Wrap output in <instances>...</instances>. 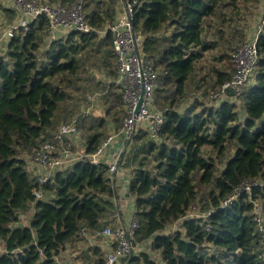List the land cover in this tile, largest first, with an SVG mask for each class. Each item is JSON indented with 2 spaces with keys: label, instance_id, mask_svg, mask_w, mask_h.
Returning <instances> with one entry per match:
<instances>
[{
  "label": "trees",
  "instance_id": "16d2710c",
  "mask_svg": "<svg viewBox=\"0 0 264 264\" xmlns=\"http://www.w3.org/2000/svg\"><path fill=\"white\" fill-rule=\"evenodd\" d=\"M248 1L138 0L133 23L158 75L154 105L163 119L157 138L136 128L120 164L129 169L136 243H147L161 263L141 250L119 264H264L253 207L259 202L264 215V21L256 38L258 60L240 93L227 89L223 98L212 97L216 103L205 102L195 77L204 52L220 46L211 90L231 78V52L248 40L239 24V9ZM83 8L87 32L51 39L48 19L40 15L28 30L7 38L4 51L0 47V264H62L58 256L69 241L93 233L115 212V180L103 162L76 160L43 183L26 168V157L60 123L75 119L87 154L110 124L115 131L121 126L124 107L109 29L119 0H84ZM0 10L10 23L14 11ZM89 91L99 93L100 114L87 107ZM205 146L214 154L205 155ZM238 189L237 198L222 206ZM30 205L33 213L18 224L19 211ZM193 207L199 215L188 214ZM92 250V264H104L102 249Z\"/></svg>",
  "mask_w": 264,
  "mask_h": 264
},
{
  "label": "built area",
  "instance_id": "2783aa9c",
  "mask_svg": "<svg viewBox=\"0 0 264 264\" xmlns=\"http://www.w3.org/2000/svg\"><path fill=\"white\" fill-rule=\"evenodd\" d=\"M12 2V9L17 18L8 23L4 31L5 38L13 36L20 30H28L30 24L40 15L48 19V34L51 39L65 36L73 30L87 32L91 29L83 8L84 0H69L67 3H49L38 0H12ZM137 7L138 0H119L116 17L109 24L116 63V80L120 86L124 107L121 128L118 131L112 129L96 150L87 154L83 151L74 152L69 145L68 138H74L77 133L75 119L60 123L52 137L42 142L28 156L31 161L28 158L26 168L37 176L40 183L45 182L57 170L82 158L92 163L107 164L113 180L124 150L121 144L130 139L138 126H144L153 138H157V132L163 119L162 114L154 105V90L158 85V75L143 52V35L134 27L133 20ZM260 31L261 25L254 36L234 48L231 53L233 74L222 84L218 92L212 94L213 98L221 99V95H225L227 89L236 94L241 92L258 60L256 38ZM87 98L92 103L95 100V94H87ZM243 188L249 189V185L244 184ZM239 193L240 190H236L231 196L225 198L221 205L227 206L237 198ZM34 194L36 197L41 196L40 191H34ZM253 207L254 218L258 223V230L263 236L264 243L262 206L255 201ZM138 227V219L133 212L132 205L125 223L115 227L105 224L87 236L91 239L104 240V264H119L123 258L129 256L134 248Z\"/></svg>",
  "mask_w": 264,
  "mask_h": 264
},
{
  "label": "rangeland",
  "instance_id": "374dc122",
  "mask_svg": "<svg viewBox=\"0 0 264 264\" xmlns=\"http://www.w3.org/2000/svg\"><path fill=\"white\" fill-rule=\"evenodd\" d=\"M12 0H0V5L2 6V8H13L12 7ZM13 10V9H12ZM241 14L243 16L242 19L239 20V24H243L242 26L244 27V31H245V39H250L252 36H254L257 31H258V27L259 25H261L262 28V22L264 21L263 18V11H264V0H253V1H248L246 3H244L243 5H241L240 9ZM17 18V15L14 16V18L12 19L15 20ZM239 19V18H237ZM10 21V16L7 15V13H5L4 11L0 10V47H1V51H4L5 47H6V39L5 35H4V31L6 29V27L8 26V22ZM234 24L237 25V21H234ZM240 26V25H238ZM103 31L99 32L100 34H102ZM240 42L239 40L236 41ZM239 45V44H238ZM221 50L220 46H217L215 48L209 49L207 51L204 52L203 57L198 60L196 62V67H197V71L195 73V77H196V83H198L200 85V88L197 90V92H200L198 94V96L203 97V99L205 100V102H213L214 99L212 98V94L214 92H218V91H212L211 87H210V83H211V79L209 74L211 73L213 66H217V59H218V55L219 52ZM233 51V50H232ZM232 53V52H231ZM98 72V71H97ZM100 78H103L104 74H101V72L97 73ZM204 76L206 78V83H202L203 81L199 80V77ZM214 80V78H212V81ZM250 80H247L245 83L248 84ZM244 84V85H246ZM195 86V85H194ZM91 92V93H90ZM204 93V96H203ZM87 94H95V100L90 104H88V108L93 109L95 111L96 114H100V112L103 111V104L99 98V93L95 92V91H89ZM87 96V95H86ZM224 94L221 95V98H223ZM88 99V98H87ZM216 103V101H214ZM113 124L109 125V129L108 131L110 132L113 128ZM121 128V126H120ZM119 128V129H120ZM69 145L72 149V151H82V138L80 135V131L77 129V133L74 135V138L70 139L68 138ZM203 152L205 155H213L214 152L213 150L208 147L205 146L203 148ZM29 157H26V163ZM29 161L30 158H29ZM28 161V163H29ZM30 166V165H29ZM31 172V171H30ZM43 195L46 194V191H42ZM127 202V200H125ZM114 204L116 206L115 208V212L114 214L110 217V220L107 221L105 224H108L112 227H115L119 224L122 223L121 219H125V221H127L128 218V214L126 213V209L124 210V200L123 198H120L119 195L114 197ZM120 208V209H119ZM33 213V206L30 205L26 210H20L19 211V219H18V224H24L25 220L27 221L28 218L31 216V214ZM127 215H126V214ZM189 215H194L197 216L200 214V211H198V207H193L191 209H189L188 211ZM119 215L121 217V215L123 216V218L119 219ZM177 224L174 223L170 228L173 229L174 227H176ZM72 243L69 245L68 247H66V251L61 255V258H63V260L67 259L70 260V264H91L92 260L95 258V255L93 254V246H95V244H103L102 246H105V242L104 240H102L101 238H92L89 239L87 237V235L82 236V237H76L74 239L71 240ZM102 251H103V247H101ZM141 250H145L147 251L153 258H156L157 260L160 259L159 255L153 251L150 250L149 245L147 243H135L134 244V248L132 249V252L134 254L139 253V251ZM82 252L84 254H82ZM104 254V251H103Z\"/></svg>",
  "mask_w": 264,
  "mask_h": 264
},
{
  "label": "crops",
  "instance_id": "0c3cea01",
  "mask_svg": "<svg viewBox=\"0 0 264 264\" xmlns=\"http://www.w3.org/2000/svg\"><path fill=\"white\" fill-rule=\"evenodd\" d=\"M124 148L126 147V141L124 142H122V144H121ZM129 178H130V174H129V169H127V168H125L122 164H119L118 165V171H117V173H116V175H115V179H113V180H115V184H114V186H115V190H116V193L119 195V197L120 198H123V200H124V203H125V207H124V210L126 209V213L129 215V212L131 211V208H132V205H133V201L129 198V197H127V189H128V183H129ZM117 195V196H118ZM125 200H127V202L125 201ZM120 209V208H119ZM125 213V214H126ZM126 214V215H127ZM129 217V216H128ZM121 218H123V216L121 215V217H120V215H119V219H121ZM128 219V218H127ZM122 220V223H125L126 221H125V219L123 218V219H121ZM27 221L25 220V222L24 223H26ZM88 237V236H87ZM89 238V237H88ZM89 239H91V238H89ZM70 244L72 243V241H70L69 242ZM69 243H67L66 244V247H68V245H69ZM103 245V244H102ZM101 244H95V246H98V247H103L104 248V246H102ZM66 247H65V249L63 250L64 252L66 251ZM61 252L60 253V255L58 256V259L60 260V262L62 263V264H70L71 262H70V260H67V259H65V260H63V258H61V255L64 253V252ZM82 254H84L83 252H82ZM153 258V257H152ZM155 261H157V262H160L161 263V260L160 259H156V258H153ZM92 264V263H91Z\"/></svg>",
  "mask_w": 264,
  "mask_h": 264
},
{
  "label": "water",
  "instance_id": "95a60500",
  "mask_svg": "<svg viewBox=\"0 0 264 264\" xmlns=\"http://www.w3.org/2000/svg\"><path fill=\"white\" fill-rule=\"evenodd\" d=\"M132 255V252L129 253V257Z\"/></svg>",
  "mask_w": 264,
  "mask_h": 264
}]
</instances>
